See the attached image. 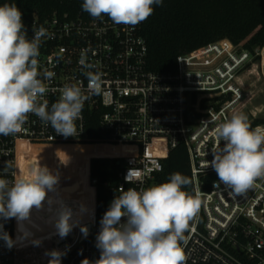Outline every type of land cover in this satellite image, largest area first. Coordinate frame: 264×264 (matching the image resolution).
<instances>
[{
  "label": "built area",
  "instance_id": "1",
  "mask_svg": "<svg viewBox=\"0 0 264 264\" xmlns=\"http://www.w3.org/2000/svg\"><path fill=\"white\" fill-rule=\"evenodd\" d=\"M145 21L131 27L117 25L106 16L86 20L57 14L43 22L34 21L31 38L33 27L41 25L50 34L43 39L38 58L41 72L47 69L55 73L45 81L49 91L43 99L49 106L65 85L77 84L87 95L88 80L79 64L82 51L96 66L92 70L101 73L102 91L86 100L82 117L76 122L77 136L57 135L34 114L29 115L21 132L0 135V170L9 160L12 168L8 178L19 175L22 144L119 150L90 153L87 183L92 196L91 212L78 222V230L70 234L71 238L56 235L49 247L32 249L17 240L16 222L10 233L9 220L0 221L16 241L8 248L0 240V264H48L50 257L46 253L53 249L64 253L61 264L99 259V180L91 177V160L119 161L118 191L122 192L157 184L164 169V154L179 146H185L189 155L193 192L201 194L200 211L185 232L186 264H264V178L237 196L219 183L209 164L212 150L217 147L214 129L218 123L233 112L245 113L250 123L263 114L262 109L251 105L252 88L257 79L264 81V47L252 53L222 39L178 56L175 72L156 73L147 66ZM130 169L138 172L133 183L125 179ZM85 226L90 228L83 237L81 228Z\"/></svg>",
  "mask_w": 264,
  "mask_h": 264
},
{
  "label": "clouds",
  "instance_id": "2",
  "mask_svg": "<svg viewBox=\"0 0 264 264\" xmlns=\"http://www.w3.org/2000/svg\"><path fill=\"white\" fill-rule=\"evenodd\" d=\"M163 0H83L82 11L94 20L108 17L117 25L135 27L147 20L154 6ZM48 30L33 27L32 38L23 21V13L15 3L0 5V135L10 136L22 131L30 114L50 125L57 135L77 136V121L82 117L86 100L102 91L101 73L88 62L86 51L81 52L79 64L88 80L87 95L77 84L59 89V98L52 102L43 99L55 73L41 72L39 56ZM43 76V79L41 78ZM217 147L212 150L210 166L231 194L246 193L257 179L264 178V125L253 127L243 112H233L230 118L214 129ZM223 141V146H221ZM11 161L0 170V221L15 218L18 225L32 223L33 212L47 213L56 233L66 237L74 226L73 210L56 193L59 182L46 166L39 165L31 175H15L9 179ZM138 172L130 169L125 177L135 182ZM189 177L176 172L168 180L148 187L128 188L116 195L100 221L96 247L100 252L95 261L81 264H186L183 248L185 232L200 211V192L187 191ZM47 205V207H46ZM86 233V228H81ZM24 235L29 232L24 230ZM0 240L8 248L16 241L4 231L0 222ZM39 245L40 240L32 241ZM48 264H61L64 253L53 249L47 252Z\"/></svg>",
  "mask_w": 264,
  "mask_h": 264
},
{
  "label": "trees",
  "instance_id": "3",
  "mask_svg": "<svg viewBox=\"0 0 264 264\" xmlns=\"http://www.w3.org/2000/svg\"><path fill=\"white\" fill-rule=\"evenodd\" d=\"M5 3H15L22 11L29 39L36 19L43 22L55 14L67 15L68 18L74 19H93L82 11L83 0H0V5ZM143 35L148 43V69L156 73L175 72L178 56L222 39H229L234 44L255 53L256 50L264 47V0H163V5L154 6L153 14L145 21ZM251 124L253 127L264 124V118H258ZM36 148L26 147L20 152L22 167L26 172L41 156H36ZM47 149L51 158L66 157V165L69 166V162L77 165V167L69 166L71 181L77 179L71 190L72 192L80 190L90 153L83 155L80 151V156H77L76 150H82V146L79 145L44 146L41 151ZM113 151L114 148H110L107 152ZM163 163L164 169L157 177V184L167 181L169 176L176 172L191 180L189 155L185 146L166 152ZM53 167H56L55 163ZM61 168L56 169L59 177L62 174ZM119 169L120 164L117 160L95 158L90 162L91 177L99 180L96 204V214L99 219H102L115 196L121 194L118 191L121 182ZM210 179H214V176ZM87 190L90 191L88 183L81 191L84 193ZM186 190L193 192L192 182ZM53 195L63 201V196L50 193V196ZM82 197L83 194H76L74 200L81 203ZM82 211L83 206L80 210L77 208L74 211V220L78 222L82 220ZM37 214L46 217V213ZM47 220L51 223L49 219ZM15 222V218L9 219L10 233H13ZM86 230L85 235L88 234L89 228L86 227Z\"/></svg>",
  "mask_w": 264,
  "mask_h": 264
},
{
  "label": "rangeland",
  "instance_id": "4",
  "mask_svg": "<svg viewBox=\"0 0 264 264\" xmlns=\"http://www.w3.org/2000/svg\"><path fill=\"white\" fill-rule=\"evenodd\" d=\"M252 90L254 91V93H253L254 98L252 99L251 107H257L259 109H262L263 114L259 118H264V81L257 79V82H256L255 86L252 88ZM248 106H250V105L248 104ZM42 148H44V146L36 148V150H37L36 156L37 155H38L37 157H39L40 155L41 156L39 158H37L36 161L33 162V164L31 166H29V168L27 169V172L24 171V169H23V175H25V176L31 175L33 170L35 168H37L39 165L46 166L54 174H56V169H59L60 167H62L61 168L62 174L59 177V182L57 185L56 193H58L59 195L60 194L64 195L63 196V202L65 204H67L73 210V217H74V211L77 209V205H78L77 202L74 200L75 195L80 194L81 190L87 187V183H85V181H84L85 178H84V180L81 179V181H84V182H83V184L81 182L80 190L75 191L76 194H75V192H72V190H71L72 185L74 184V182L77 179L74 178L71 181L70 176L72 174L70 172L69 166L77 167V165L74 162H69L70 163L69 166L66 165L65 164L67 162L66 157H64V158H61V157L51 158V155L48 153L49 150L47 149L45 151L44 150L41 151ZM109 150H110V148L103 149V148H90V147L82 146V150H80V149L76 150V153H77L76 155L80 156V151H82L83 155H84L86 153H91V154L92 153H102L104 151H109ZM31 155H35V154H31ZM88 162H89V160H88ZM54 163L56 165L55 168L53 167ZM88 167H89V165L85 168L84 172H86L88 170ZM49 195H50V193H49ZM45 216L46 217L33 212L32 223L28 222L29 226H30L29 229L27 230L29 232V235H28L29 239L40 238L39 240L41 241V243L38 246L33 244V243L31 245H29L32 249H35V248L39 247L40 245H45V246L49 247L52 244L56 235H58L56 233L54 225L48 222L47 213L45 214ZM72 219H73L74 226L72 228V231L66 236V238H71L70 234H75L76 231L78 230L77 229L78 228L77 220L76 219L74 220V218H72ZM29 239H26L22 243L26 242Z\"/></svg>",
  "mask_w": 264,
  "mask_h": 264
},
{
  "label": "bare ground",
  "instance_id": "5",
  "mask_svg": "<svg viewBox=\"0 0 264 264\" xmlns=\"http://www.w3.org/2000/svg\"><path fill=\"white\" fill-rule=\"evenodd\" d=\"M26 147H31V146H27V145H25V144H22L21 146H20V152H21V150L23 149V148H26ZM115 151L116 150H119V148H115L114 149ZM19 175L20 174H23V167H22V163H21V158H20V155H19ZM84 175V178H85V180L84 181H87V179H88V170L83 174ZM80 194H83V197H82V201H81V203H79V202H77V208H78V210H80L81 209V206H83V211H82V214H83V218H85V217H87V215L91 212L90 210H91V203H92V196H91V194H90V191H86V192H80ZM84 199V200H83ZM82 204V205H81ZM83 218H82V220H83ZM77 222H78V220H77ZM29 223L28 222H24V224H23V226L21 227L20 225H18V222H17V220H16V231H17V240L19 241V242H23V241H25L26 239H29V237L28 236H25L24 235V230H28L29 229ZM36 239H40V238H36ZM36 239H29V240H27L26 242H24V243H27V244H31L32 243V241L33 240H36Z\"/></svg>",
  "mask_w": 264,
  "mask_h": 264
},
{
  "label": "water",
  "instance_id": "6",
  "mask_svg": "<svg viewBox=\"0 0 264 264\" xmlns=\"http://www.w3.org/2000/svg\"><path fill=\"white\" fill-rule=\"evenodd\" d=\"M86 227L90 228L89 226H85L84 228H86ZM88 232H89V230H88ZM85 236H86L85 232H83V237H85Z\"/></svg>",
  "mask_w": 264,
  "mask_h": 264
},
{
  "label": "crops",
  "instance_id": "7",
  "mask_svg": "<svg viewBox=\"0 0 264 264\" xmlns=\"http://www.w3.org/2000/svg\"><path fill=\"white\" fill-rule=\"evenodd\" d=\"M88 165H89V162H88ZM61 195V194H60ZM61 196H64V195H61Z\"/></svg>",
  "mask_w": 264,
  "mask_h": 264
}]
</instances>
